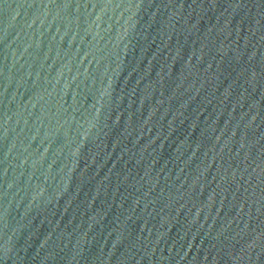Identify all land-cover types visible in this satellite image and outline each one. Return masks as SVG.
Here are the masks:
<instances>
[{
  "label": "water",
  "instance_id": "1",
  "mask_svg": "<svg viewBox=\"0 0 264 264\" xmlns=\"http://www.w3.org/2000/svg\"><path fill=\"white\" fill-rule=\"evenodd\" d=\"M0 264H264V0H0Z\"/></svg>",
  "mask_w": 264,
  "mask_h": 264
}]
</instances>
